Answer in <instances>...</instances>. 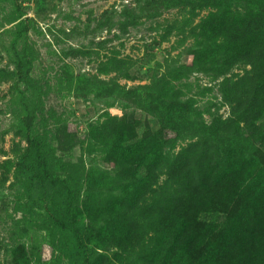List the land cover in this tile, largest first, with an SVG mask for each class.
Here are the masks:
<instances>
[{
	"label": "rangeland",
	"instance_id": "374dc122",
	"mask_svg": "<svg viewBox=\"0 0 264 264\" xmlns=\"http://www.w3.org/2000/svg\"><path fill=\"white\" fill-rule=\"evenodd\" d=\"M35 1L0 0V264H264V204L239 208L241 191L220 190L230 168L248 188L264 179L263 127L239 122L242 143L213 139L212 118L230 110L225 81L245 69L230 65L224 33L200 26L211 8L226 33L263 24L262 0ZM177 105L187 122L167 119ZM28 137L45 171L35 147L25 156ZM197 141L206 163L216 145L212 177L188 171L182 152ZM198 178L215 183L194 201ZM203 206L224 220L209 224ZM68 217L80 250L57 223Z\"/></svg>",
	"mask_w": 264,
	"mask_h": 264
},
{
	"label": "trees",
	"instance_id": "16d2710c",
	"mask_svg": "<svg viewBox=\"0 0 264 264\" xmlns=\"http://www.w3.org/2000/svg\"><path fill=\"white\" fill-rule=\"evenodd\" d=\"M154 1H160V0H154ZM165 1V0H163ZM169 1L170 4H172V0H166ZM183 1H187L189 4H194L193 7H190L191 10L193 9H200V10H207L208 9V2L206 0H203L200 2H194L193 0H173V2H178L181 5H183ZM263 6H264V0H262ZM35 3H38V0L35 1ZM157 3V2H156ZM213 7V6H212ZM17 8V14H22V9L16 5ZM209 14L205 15L200 23V26L203 25L204 28H208L209 30L214 29L215 31V38L218 39V37L224 33L225 40L228 42L229 46H231L234 50H236L234 57L230 58V65L235 64L237 66H242L245 69V72L243 75H241L237 80H231L228 79L225 81L224 84V90L225 95L229 99V114L227 117L223 118L221 116L217 117L216 115L214 118H212V123L209 128L210 132L211 130L214 132L215 135H213V139H217V134L219 133L222 140H230V144H233V142H243L242 139H240L238 136L232 137V134L237 130L238 123L242 122L243 124H255L257 121L261 122L262 125V134L264 135V23L259 25H254V21L249 18L246 23L244 24L243 28H236L234 27L231 29L228 33L224 32L225 30L221 26V19H224L223 16L218 14L214 9H210L208 11ZM190 17H192V13L189 11ZM259 26V27H258ZM252 35H256L253 37ZM249 37V38H248ZM219 40V39H218ZM246 42V43H245ZM245 43V44H243ZM15 50V49H14ZM238 52V53H237ZM14 54L17 55L16 51H14ZM22 61L19 59L17 61V67H21ZM249 67V68H247ZM263 74V75H262ZM170 88H165L161 90V96L158 100L164 99V97L169 95ZM167 119H171L174 121H184L187 122L188 118L186 113L183 110V107L180 105L174 106L171 109H169L166 113ZM213 117V116H212ZM205 134V133H204ZM204 136H207L205 134ZM202 141V139H199ZM204 140V139H203ZM209 144H212L210 141H208ZM229 142V141H227ZM28 147L26 149L25 156L32 155L31 151L35 147L34 155L35 159L38 163V166L45 171L46 167L48 165L47 160L44 156V154L40 151L39 147V141L35 140L34 138L28 137L27 139ZM198 141L191 146H188V148H185L182 152V156L188 157V161L186 162V166L188 168V171L192 177H198L200 176L199 171L202 170L205 173L211 172V177L216 174L213 173L214 167L217 159L220 157V155L216 152V145H213V151L208 156V163H206L203 160V155L201 154L203 152V149H199L197 153H195V148L198 145ZM248 144L246 145V147ZM195 153V154H194ZM190 155V157L188 156ZM178 161V160H177ZM253 165V163L251 162ZM167 165L165 172L167 174H173V167H168ZM247 166H250V162H247V164L243 165V169H245ZM213 167V168H212ZM165 168V166H163ZM140 169V168H139ZM143 170V169H141ZM230 172L228 175H225V180L223 185L220 187V190L223 191L227 197L230 199L234 196H237L240 192L243 194V203L239 207H243L245 205H249L251 202H257L258 204H264L262 199H264V179L259 178V181L255 187H249L250 179L248 175L245 176L244 172H239V169L237 168L235 171L233 168L229 169ZM150 171L152 172L153 176L158 175L156 171H162L161 167L154 166L150 168ZM164 172V170H163ZM148 173V171H147ZM171 176V175H170ZM172 178V176H171ZM208 182V183H207ZM212 181L201 180L200 178L197 179V184L200 185L199 189H204L203 193L200 192V194H194L191 195L194 196V201H198V198L201 199V196L208 195L210 192L212 186L215 182L211 184ZM168 188V187H166ZM171 188V187H170ZM219 191V190H218ZM193 196L189 197V200L193 198ZM198 197V198H197ZM196 205H193L195 208ZM206 206V205H204ZM202 207L207 208V207ZM157 207H154V210H156ZM225 213H215L214 211H211V209H205L204 210V219L209 220V224H216L221 223L225 218ZM148 222V221H147ZM57 223L60 224L61 228H64L73 234V238H75L78 241V249L80 250V247L84 245V242L81 237L80 229H79V223H75L70 217H68L64 221H57ZM184 227L185 222L181 223L180 231L183 230L184 233ZM257 250H260V242H257L254 244ZM85 250L80 252L81 254L85 255ZM260 261L259 258L254 257V263H258Z\"/></svg>",
	"mask_w": 264,
	"mask_h": 264
}]
</instances>
